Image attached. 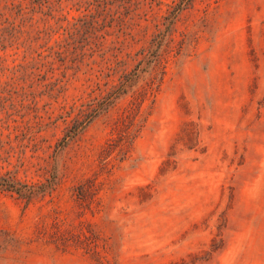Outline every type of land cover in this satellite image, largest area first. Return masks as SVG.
Segmentation results:
<instances>
[{
    "label": "rangeland",
    "instance_id": "1",
    "mask_svg": "<svg viewBox=\"0 0 264 264\" xmlns=\"http://www.w3.org/2000/svg\"><path fill=\"white\" fill-rule=\"evenodd\" d=\"M0 264H264V0H0Z\"/></svg>",
    "mask_w": 264,
    "mask_h": 264
},
{
    "label": "trees",
    "instance_id": "2",
    "mask_svg": "<svg viewBox=\"0 0 264 264\" xmlns=\"http://www.w3.org/2000/svg\"><path fill=\"white\" fill-rule=\"evenodd\" d=\"M0 185L8 189L14 190L20 196L25 198H30L36 193V190L32 185L23 184L21 182L14 180L11 177L10 178L0 177Z\"/></svg>",
    "mask_w": 264,
    "mask_h": 264
}]
</instances>
